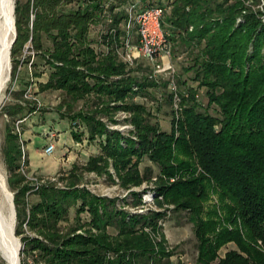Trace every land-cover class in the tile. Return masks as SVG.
<instances>
[{"label":"trees","instance_id":"16d2710c","mask_svg":"<svg viewBox=\"0 0 264 264\" xmlns=\"http://www.w3.org/2000/svg\"><path fill=\"white\" fill-rule=\"evenodd\" d=\"M137 1L140 7L163 8L162 26L172 47L197 49L193 64L184 71H192L197 87L206 89L207 107L215 105L218 116L200 111L196 89L187 87L175 92L180 113L175 116L172 110L171 129L166 132L151 122L143 104L133 101L135 96L146 97L149 89L169 86L168 81L153 78L149 65L141 75L133 74L135 62L128 65L117 54L125 35L127 7ZM70 2L76 8L62 11ZM259 5L260 0L15 2L11 80L23 63L17 55L27 44L52 69L47 80L38 83V92L60 90L72 101L94 95L92 110L57 112L60 118L85 127L80 133L71 129L73 140L78 142L85 135L90 142L99 141L101 153L90 157L86 169L110 175L111 164L125 188L142 181L153 183L152 203L158 210L130 214L116 207L117 199L91 194L72 176L64 188L50 182L36 189L31 186L20 172L21 144L25 146V123L39 108L25 97L26 89L12 91L3 114L13 122L26 119L20 135L7 128L4 158L13 192L15 235L23 244L24 259L30 256L33 264H171L165 241L153 242L144 231H156L170 209L189 213L197 241L195 264H264V252L256 247L260 240L264 248V4ZM98 26V38H90V29ZM44 37L51 42L47 48ZM38 77L35 72L31 81ZM173 94L167 96L169 104ZM120 110L132 113L135 138L108 130L102 120L105 116L115 122L113 114ZM145 157L158 167L155 176L150 167L139 169ZM211 183L218 189L231 229L219 225L215 212L205 220L201 217ZM31 193L38 196L37 201L28 200ZM131 195L133 205L140 204L138 194ZM74 207V222L64 228ZM84 212L89 217L85 222L80 216ZM108 228H114L116 235ZM230 242L235 249L218 259L217 251Z\"/></svg>","mask_w":264,"mask_h":264},{"label":"rangeland","instance_id":"374dc122","mask_svg":"<svg viewBox=\"0 0 264 264\" xmlns=\"http://www.w3.org/2000/svg\"><path fill=\"white\" fill-rule=\"evenodd\" d=\"M28 0H14L13 8L15 2L20 5H24ZM264 0H260L259 7H262ZM77 4L74 2L66 3L62 7V11H69L76 8ZM100 26L92 27L89 31V36L92 39H97ZM104 31V30H103ZM44 47L51 45V42L46 37L43 38ZM100 44V42H99ZM97 49L104 50L101 45H97ZM197 49H192L191 47L178 46L173 44L171 57L167 63L163 65H169L173 72L162 70L157 72L154 65L149 63L146 59L144 60L140 57L137 50L133 51L131 54L133 62V74L141 75V72L146 66L152 68L153 78H157L160 81L173 80L175 84V90H172L170 86L167 88L159 89H149L146 97L135 96L134 102H139L143 104L151 114V122L157 123L161 131L169 132L172 123V110H175V116L180 113L179 111V99L178 96L173 94V103H168V94L176 92H183L187 87H192L196 89V100L200 104L199 110L206 111L209 114L218 116L217 107L211 105L207 107L208 98L206 95L205 88H198L197 83L193 80L192 71H184L185 68L191 66L194 61V56ZM17 59L23 62L18 68L16 77L11 80V73L9 80L6 84L4 90V98L0 103V165L3 170L5 180L9 177V172L5 164L4 158V148L6 145V130L7 128H15V122L11 121L5 114H3L2 108L12 101L11 93L15 90L26 89V94H29L30 100L36 103L39 108L36 113L32 114V119L39 123L34 127V130L41 133L43 130V136L46 141H50L54 144V151L51 155H45L43 153V146L39 149L25 148V162L23 167L20 168V172L25 176H32V173L36 172L38 179L44 180L42 183L52 184L55 188H64L69 183L72 176L73 180H78V186L85 188L91 194L105 197V198H115L116 207L123 208L130 214H146L149 210H156L152 203L154 189L152 187L153 183L148 181H142L138 185H130L128 188L121 186L120 181L115 174V171L110 164L107 168L109 174L106 172H97L94 170H87L86 164L91 156H97L101 153L99 147V141L95 140L90 142L86 139L85 135L81 137L80 141L72 139L70 134L71 129L77 131L78 133L85 131V127L80 122L71 123L65 118H60L59 113H76L79 110L89 111L94 108V95H89L82 100L72 101L69 96L60 90H46L38 92V83L45 82L48 78L49 73L52 69L45 63V60L40 54H35V52L26 44L22 51L17 55ZM32 63V64H31ZM130 65V64H129ZM139 65L138 67H136ZM10 66L12 71V61L10 54ZM164 66V67H165ZM155 69V70H154ZM39 73L40 77L32 78V74ZM32 82L30 85L26 83ZM45 111V112H43ZM174 114V113H173ZM44 115V116H43ZM132 113L129 111H117L113 114V119L115 122L108 120L107 117L102 116V120L106 123L108 130H118L124 136H129L135 138L134 125L131 122ZM46 128V129H45ZM20 129L22 127L20 126ZM176 152V151H175ZM146 167L152 169V176L158 174V167L150 162L146 157L139 164V169L144 171ZM22 169L24 172H22ZM44 170V171H40ZM38 171V172H37ZM200 171L197 168L196 174ZM189 175V174H188ZM187 175V176H188ZM41 176V177H40ZM70 176V177H69ZM179 177L180 175H176ZM28 179V178H27ZM28 181H31L28 179ZM169 182H172L169 179ZM31 186L34 181L29 183ZM8 187V183H7ZM9 189V187H8ZM10 193L13 192L9 189ZM132 192H135L140 197V204L133 205ZM28 200L30 202H35L38 200V196L34 193L29 194ZM226 203L230 201L225 200ZM171 208V207H169ZM15 209V208H14ZM214 219L218 221L219 225L231 229L232 224L225 221V212L221 207V200L219 197L218 189L214 188V183L207 189V197L204 201V210L201 217L205 220L209 218L211 213H214ZM76 213V207L69 210L68 218L69 221L63 223L64 228H68L74 222V217ZM82 221L89 220L88 214L86 212L81 215ZM189 213L183 212H173L167 210L166 215L158 221V227L156 231H152L150 228H144V231L149 234L153 242H160L161 239L165 241L166 250L171 252L169 260L171 264H195L197 258V248H196V238L194 235V227L191 222L188 221ZM16 216L14 223V231L16 227ZM221 228V227H220ZM219 228V229H220ZM218 230V228H217ZM108 232L111 235H116V230L114 228H108ZM25 235H33L30 232H26ZM19 240L20 237L16 236ZM21 243V249L23 244ZM256 247L264 252L261 241L257 240ZM235 249L233 243H227L223 245L218 251V259L223 258L228 250ZM23 255H20V261H23ZM218 259L214 260L213 263H217ZM25 264H33L32 258L27 256L24 259ZM0 264H5L0 258Z\"/></svg>","mask_w":264,"mask_h":264},{"label":"built area","instance_id":"2783aa9c","mask_svg":"<svg viewBox=\"0 0 264 264\" xmlns=\"http://www.w3.org/2000/svg\"><path fill=\"white\" fill-rule=\"evenodd\" d=\"M127 23L125 35L121 48L117 49V54L122 61L128 65L133 63L131 54L137 50L140 57L146 59L154 65L157 72L165 69V71L173 72L169 65L165 66L171 57L172 45L168 39L167 33L163 30V8L160 6H144L140 7L139 2H133L127 7ZM133 34H136V41H133ZM165 66V67H164ZM154 69V70H155ZM169 86L175 90L173 80H169ZM176 92V91H175ZM174 94L176 95V93ZM25 97L29 98V94L25 93ZM26 118L15 121L16 133L21 134L20 126ZM54 144L48 141L43 147L45 155H51L54 151ZM21 167L25 162V146L21 144ZM22 172L24 170L22 169ZM29 180L34 181L36 189L44 180L38 179L36 176H26Z\"/></svg>","mask_w":264,"mask_h":264},{"label":"bare ground","instance_id":"6f19581e","mask_svg":"<svg viewBox=\"0 0 264 264\" xmlns=\"http://www.w3.org/2000/svg\"><path fill=\"white\" fill-rule=\"evenodd\" d=\"M13 4L14 0H0V103L9 80L10 41L15 24ZM20 249L14 232L11 193L0 165V258L5 264H21Z\"/></svg>","mask_w":264,"mask_h":264},{"label":"crops","instance_id":"0c3cea01","mask_svg":"<svg viewBox=\"0 0 264 264\" xmlns=\"http://www.w3.org/2000/svg\"><path fill=\"white\" fill-rule=\"evenodd\" d=\"M32 116L33 115H31V117L25 123L22 139L24 141L26 149L31 148L36 150L41 148V146H44L47 143V141L43 136L45 130H43L41 133H38L34 130L35 126L42 123L37 122V119L33 120ZM40 171H44V170H40Z\"/></svg>","mask_w":264,"mask_h":264},{"label":"water","instance_id":"95a60500","mask_svg":"<svg viewBox=\"0 0 264 264\" xmlns=\"http://www.w3.org/2000/svg\"><path fill=\"white\" fill-rule=\"evenodd\" d=\"M14 23H15V18H14ZM15 39H16V29H15V24H14L13 37L10 41V48H11L12 44L14 43ZM9 62H10V60H9ZM10 73H11V66L9 65V77H10ZM11 201H12L13 217H14V223H15V209H14L13 194L12 193H11ZM19 242H20V240H19ZM20 247H21V243H20Z\"/></svg>","mask_w":264,"mask_h":264}]
</instances>
